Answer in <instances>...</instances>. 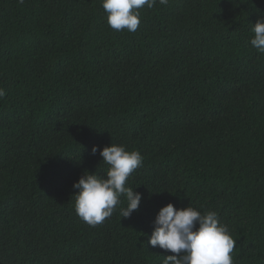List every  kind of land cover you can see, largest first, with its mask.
<instances>
[{"label": "trees", "instance_id": "16d2710c", "mask_svg": "<svg viewBox=\"0 0 264 264\" xmlns=\"http://www.w3.org/2000/svg\"><path fill=\"white\" fill-rule=\"evenodd\" d=\"M115 31L101 0H0V264H162L172 203L216 211L233 264H264V0H169ZM138 150V210L90 226L72 187ZM97 147V153L91 149Z\"/></svg>", "mask_w": 264, "mask_h": 264}, {"label": "clouds", "instance_id": "9594fccd", "mask_svg": "<svg viewBox=\"0 0 264 264\" xmlns=\"http://www.w3.org/2000/svg\"><path fill=\"white\" fill-rule=\"evenodd\" d=\"M25 0H19L23 4ZM157 3L165 6L169 0H101L107 14V23L115 31L134 33L140 25V9H153ZM254 36L250 43L264 53V17L253 24ZM0 88V98L5 96ZM97 153L94 145L91 149ZM101 160L108 165L106 174L84 171L72 185L75 195V212L90 226L102 224L110 218L120 197L126 198V207L120 217L127 218L138 210L142 195L126 187L131 174L142 167L143 156L138 150H127L122 144L110 143L99 150ZM154 228L148 237L152 247L172 253L166 255L162 264H233L232 253L236 241L229 228L221 223L216 211L201 213L188 205L175 208L172 203L162 206L156 213Z\"/></svg>", "mask_w": 264, "mask_h": 264}]
</instances>
